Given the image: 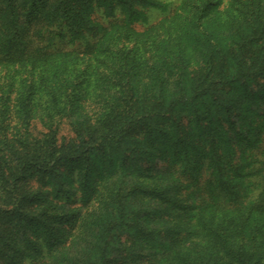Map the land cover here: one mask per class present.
<instances>
[{
  "label": "trees",
  "instance_id": "obj_1",
  "mask_svg": "<svg viewBox=\"0 0 264 264\" xmlns=\"http://www.w3.org/2000/svg\"><path fill=\"white\" fill-rule=\"evenodd\" d=\"M221 1L189 4L137 32L155 0H0V62L37 68L0 88V264H209L211 255L214 264H242L230 232L200 211H223L226 220L245 209L234 183L264 190L262 169L238 173L234 164L248 151L259 155L264 140H245L233 121L264 93V8L229 0L218 11ZM211 11L237 12L236 32L211 31ZM39 20L49 41L31 49L27 35L42 36L32 29ZM78 40L82 50L55 46ZM82 100L91 114L78 112ZM62 121L69 138L59 139ZM107 184L117 192L102 207L71 208L86 207ZM193 197L195 213L182 215ZM252 204L250 214L262 210ZM149 215L174 227L136 231ZM188 217L190 229L177 228ZM239 221L230 220L237 235ZM199 232L208 251L184 244Z\"/></svg>",
  "mask_w": 264,
  "mask_h": 264
},
{
  "label": "rangeland",
  "instance_id": "obj_2",
  "mask_svg": "<svg viewBox=\"0 0 264 264\" xmlns=\"http://www.w3.org/2000/svg\"><path fill=\"white\" fill-rule=\"evenodd\" d=\"M159 7L157 8H150L147 9L144 13L146 15V24H137L134 26L135 31L141 32L145 30L148 26H152L157 24L161 19L168 17H174L176 14L181 15L184 14L187 9L188 11V5L197 6L199 4L200 0H155ZM204 2H208L210 0H203ZM258 5H260L261 8H264V0H255ZM229 2V0H222L220 3L222 4L220 7H218V11H222L224 4L226 5ZM248 3V2H247ZM231 12V15H227V13H224L225 15L222 16H216V13H220L217 11H211L209 15L207 16V19L209 20V29L213 31L214 33L218 35H224V37H228L233 35V33L236 32V28L231 27V21L230 18L233 17L232 14L236 16L237 12ZM222 14V13H221ZM3 16V15H2ZM94 18L97 22L101 23L102 25L110 28L108 19L105 18V16L100 13L96 12L94 14ZM111 20V19H110ZM108 22V24H107ZM111 22V21H110ZM32 29L34 30H42V36L38 37L35 34H29L27 35V40L29 42L30 48L33 49L34 47H44V45H47L48 43V32H45V29H48V24L43 20L36 21ZM6 29L5 22L1 20L0 18V29ZM32 32V30L30 31ZM211 43H219L217 41H212ZM56 47H58L61 51L71 52V50H82L83 44L81 43V40L76 41V43L72 44H56ZM11 54H14L11 52ZM1 57V56H0ZM1 59V58H0ZM5 60H1L0 62V88H6L7 86L11 85L13 82H15V85L20 81L18 80L19 77H26L29 78L30 75L33 77V75L36 73V69H33L32 63H26L24 66L19 65L16 63V65L6 66L4 64ZM17 62V61H16ZM40 70V69H39ZM264 83V82H263ZM253 91L259 90L257 87H252ZM264 93L261 91L258 92L256 95L259 97V99L251 100L248 105L244 108V116L243 118L234 117L233 121L235 122L237 128L239 131L242 129V125L244 126V136L245 140H264V118H260L257 115V112H262L264 109V100L261 98V96ZM256 101L258 103H256ZM258 109H261L257 111ZM78 112H86L88 114H91V106L87 102H81V105L79 104V108L77 109ZM40 112L39 110H37ZM79 120L78 118H74L73 122ZM68 123V122H67ZM66 121H62L60 125V132H59V139L61 137L69 138L71 137V132L69 130V123L67 125ZM36 129L37 131L40 129V126L38 125V122L35 121ZM261 128V129H260ZM259 129V130H258ZM248 164L249 167H246L245 164ZM234 164L238 166L237 170L238 173L242 171L243 168H246L248 172H251L253 174L255 170L259 171V169H262V176H263V182L261 183L264 185V142L261 144L260 148V154L255 155L254 151H248L247 155L245 157L240 158H234ZM241 175V174H240ZM251 178V177H249ZM237 179H241L240 177H237L233 180L235 182ZM245 179V178H244ZM252 179V178H251ZM236 190L241 192V198L240 200L243 202V206L245 209H243L242 214H234L231 215V217H228L226 220L224 218L226 213L223 211H212L209 210H203L201 209V217L203 218H212L215 223V228L218 229V232L227 233L230 232V238L233 240V243L231 244L233 247V252H237L243 259L242 264H264V190L258 189L257 191H252L251 187L247 186H240L237 187L236 183H234ZM143 186V185H142ZM147 186V185H146ZM248 186H250L248 184ZM102 193L101 197L99 194V197L94 198L86 207H83L81 204H73L71 208H78L84 213H90L92 212L96 207L97 204L94 202H98L101 204V207L104 204V201L115 198V194L117 191H115V187L111 184H107L106 187H101ZM151 189V187H150ZM119 192V191H118ZM176 193V190H175ZM181 202H183L185 199L189 198L187 195L189 194L188 190L183 189L181 192ZM180 193V194H181ZM122 194H126L125 192H122ZM177 198V193L174 194ZM192 196V195H191ZM261 201V203H260ZM253 203L251 206H254V208L261 207L262 210L260 212L252 213L250 214L249 206ZM124 203H132L131 199L124 200ZM187 204H189L187 207L189 209V213H183L182 215H188L195 213V206H199V203L197 202V199L194 197L192 199H189L187 201ZM70 207V206H69ZM145 209V208H144ZM143 209V210H144ZM139 210V209H138ZM187 210V209H186ZM188 211V210H187ZM131 217L132 215V209H130ZM150 218H142L138 217L137 219V225H135L136 231H139V228H147L149 230L157 229V228H173L174 225L170 222H164L161 219L155 218L153 215H149ZM189 216V215H188ZM229 216V215H226ZM233 216H239L240 221L238 223H235L238 228H242V232L236 234L235 231L231 230V227L234 224H230V220ZM190 220L189 217L186 221L180 222V224L177 225V228H180L182 230H189L190 229ZM203 224V223H202ZM204 225V224H203ZM205 226V225H204ZM207 235V234H206ZM208 236H205L203 232H199L198 234H195L190 236L184 244H191L194 249L200 251H208ZM195 243H197V247L195 248ZM182 245L178 246L176 249L180 248ZM230 246V245H229ZM217 256V255H216ZM215 255L210 256L209 264H214L216 261ZM225 263H227V258L224 257Z\"/></svg>",
  "mask_w": 264,
  "mask_h": 264
}]
</instances>
